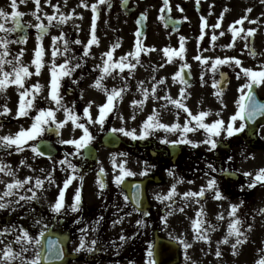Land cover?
I'll return each instance as SVG.
<instances>
[{
  "label": "flooded vegetation",
  "instance_id": "obj_1",
  "mask_svg": "<svg viewBox=\"0 0 264 264\" xmlns=\"http://www.w3.org/2000/svg\"><path fill=\"white\" fill-rule=\"evenodd\" d=\"M85 2L89 7H84L81 0H50V3L47 0H40V8L41 6L46 9L57 8L54 5H58V8L65 9L66 16L69 18L65 22L64 28L62 30L58 29L62 33L64 45L67 41L65 45L67 50L65 51V48H63L64 56L69 59L73 68L76 65L80 67L79 71L74 69L71 75L61 79L60 95L73 96L74 99L97 97V99L103 98L106 101L107 93L94 86L95 81L103 75L104 79L101 83L105 88L109 90L112 88L124 89L122 99L130 98L134 96L133 94L143 95L142 90L147 89V99H149L151 105L157 108L164 107L165 110H177L180 116L186 119V122L189 120L187 113L183 109H177L175 105L165 99L168 96L172 99L181 98L180 90L182 88L186 90L187 95L184 103L188 108L194 110L195 113L200 110H212V115L206 117L205 122L210 123L219 118L215 115L217 112L221 113V117L225 121L229 120L232 112L237 108L236 103L231 110V102L227 97V95H230V86L235 83L234 80L230 77L227 90L223 91L222 104L215 95L217 89L214 88L213 81L221 80V72L226 69L219 65L217 70L210 75L207 73V70L211 67L210 64L203 68H206L203 73L194 71L193 66L197 61L194 57L197 55L204 57L206 53L214 55L216 51L230 50L227 47L230 40L224 31V25L228 24L232 11L236 9L232 0H199L198 4L197 0H168L169 8H165V0H106L104 4H98V18L95 20L99 43L92 45L87 50L85 45L90 38L93 18L97 15L93 13L91 5L97 3V0H85ZM35 7L37 8L36 4ZM256 7L258 6L256 5L253 8ZM161 9H164L165 19H161ZM180 9H183V11ZM145 13V37H148V39L146 38L147 41L144 46L151 50L143 51L144 58H139V61L143 62L146 72L150 74L146 75L147 77L139 87H136V65L134 69L124 68L121 70L120 68H113L109 74H104L103 61L107 59L104 53L111 50L112 45L117 41L119 47L113 51V61H119L124 56H127L130 62L135 60V57L129 56V53L134 51L136 19ZM168 17H171V19H167ZM202 17L206 19L207 26L203 28V38L201 39ZM221 17H223L222 20ZM175 20H177L179 26L176 30L173 27ZM218 22L220 27L214 28L213 25ZM254 25L261 27L259 23H254ZM54 30L55 28L48 26L47 31L38 40L43 41ZM163 30L168 31V34ZM35 32L38 36L39 29H35ZM221 32L224 34L221 35ZM213 33L217 36L215 41L212 40ZM181 37L185 38L183 41L185 49L183 57L174 55L171 60L169 57L165 59L167 56L164 54V48L172 47L179 50ZM76 41H81V43H76ZM251 41L257 52V55L252 57L256 59L264 58V52L256 48L259 40L255 34L248 38L250 46L252 45ZM73 49L78 52L79 63L76 58H71V56H74ZM158 49H161L160 55L156 53ZM234 50L235 52L240 51L239 48H234ZM167 60L172 63L168 66V71L166 66H163V63H167ZM185 62L190 65L189 68H186L189 73L185 77L188 80L187 85L182 84L179 78L175 77L176 72L180 70L181 65ZM44 70L45 67H42L39 73ZM166 71L167 74H165ZM242 80L245 84L246 78H242ZM153 88H155V93L152 91ZM240 88L241 86L238 88L239 92ZM43 89L41 88L38 93L40 97H42V93H47ZM93 90L95 93H90ZM191 124L195 127V121H191ZM239 124V120L236 121L237 127ZM89 131L94 137L93 143L98 142L105 135L94 134L92 129H89ZM259 132L260 130L257 133H249L247 126L243 131L231 137L222 132L216 138L218 141L217 147L212 150H210V145L206 143H200L198 146L186 143L165 144L162 142L164 136H170L173 140H177L181 137V131H169L168 133L162 128L151 130V133L143 139L132 140L130 143L123 141V144L116 149L121 147L127 149L118 154L127 153L128 156L131 155V151L135 152L136 148H140L141 154L148 153L150 155L148 160L149 169L144 177V179L149 180L146 186L147 196L148 190H150L151 184H155L154 182L164 183L166 192L171 191L175 186L176 190L183 191L184 194L185 184H188L187 187L192 184L190 188L188 187L190 192H199L201 188H206L210 179L214 178L223 197L216 198L213 189H207L202 197H189L184 200L182 195L179 198L170 199L166 207L161 208L159 213L157 212L159 201L155 199V201L150 202L148 197V206L144 211H138V218L135 217L136 211L129 200L124 199L126 193L111 179L108 172L110 167H113L112 155H105L100 162L98 160L92 162L87 158L84 151H80L77 155H71L75 152L76 149H74L73 152L66 153L64 159L67 158L77 166V179L73 181L72 186L79 182L78 185L81 187L79 177L83 176L81 216L78 218L77 211L73 212L70 206L68 208L64 207L66 209L58 222L65 224L64 232L69 234L83 231L82 229H76V227H86L84 230L86 231L97 222L99 225V242L96 254L100 255V259L112 256L117 262L121 258H132L133 261L138 262L137 264H149V249L153 250L155 236L161 235L175 240L179 244L178 264H226L227 260L230 263L232 255L238 256V254H232L231 245L234 244L233 241L235 242V236L229 237V243L227 244L220 243L228 234L229 225L233 221L229 212L231 205L236 204L239 205V212L241 211L244 214V218H242L243 214L240 215L241 224L239 228L247 236V239L252 230V228L249 229V225L253 226L255 223L256 253L261 256L263 248L262 222H247L246 215L248 211L257 208L258 204L262 202V197L256 193V187L248 186V176L244 175L245 172H248V159L254 157L253 155L257 150H264V131L260 133V137ZM187 137L193 141H204L207 133L204 129H197L187 133ZM69 147L72 148L70 145ZM105 150L110 151L111 149L105 148ZM125 161L123 160V163ZM210 165L211 167H209ZM101 168L105 170L106 179L104 181L106 187L101 190L97 189L95 191L92 189L89 191L90 184L84 182V178L92 169L94 174L97 175ZM170 169L174 171L173 175L169 174ZM221 169H224V171H221ZM129 178L131 177L129 176ZM72 186L70 189H72ZM0 191L2 192V190ZM33 191L37 197V191L34 189ZM3 193L0 196H3ZM120 199L125 203L121 208ZM31 200L29 204L33 206L34 214L30 216V219L27 217L24 220L21 217L20 220L17 219L15 222H37L39 218L36 212L38 203L36 199ZM4 201L7 202V197H4ZM179 204L182 206L185 204L186 209L191 207L190 212L184 214L183 208H181L182 210L177 208ZM7 208L0 209V222H4L5 225L12 222L7 215ZM202 210L204 215L201 218L204 223L201 226V231L207 229L206 235L209 237L207 240L196 239L198 233L193 228V221L198 218L197 213ZM188 215L192 218L187 217ZM162 216L167 218L166 222L165 217ZM119 217H125V220ZM57 218V215L54 214L53 222H56ZM138 221H143V223H138ZM109 222H128L130 230L124 232L123 229L120 236L115 235ZM116 236H119V238L117 239ZM122 236L125 239H121ZM187 239L196 240V245L185 250L181 241H187ZM246 242L238 245L237 250L246 251ZM218 246L222 252L221 257L215 255Z\"/></svg>",
  "mask_w": 264,
  "mask_h": 264
},
{
  "label": "rangeland",
  "instance_id": "obj_2",
  "mask_svg": "<svg viewBox=\"0 0 264 264\" xmlns=\"http://www.w3.org/2000/svg\"><path fill=\"white\" fill-rule=\"evenodd\" d=\"M35 0H24V2H21V0H17L18 3V8L13 9L11 6L12 0H0V9H4L6 12L11 13L13 11L19 10L20 12L24 13L23 15V20L26 24H28L31 28V34L28 37V39L25 42H19L18 37L19 35L16 34L15 32H7L5 33L3 30H0V37H6L10 43L7 45V56L6 59L8 60H13V63H16L15 57L23 52V55L20 57V61L23 62L25 65H28L29 71L33 73V75L27 77L25 81L30 78L29 82L25 84L26 88H30L29 85L33 86L36 84H40L43 87H45L47 93H42V97L40 98L39 101L41 100L42 105L47 108L51 107L54 110L56 109V104L54 101L51 100V98L48 96L50 92V80H51V67H49V70L46 68L41 74H36V69L35 65L33 64V69H32V60L34 59L35 56V49L39 46H43L44 48V61L45 65L50 64L52 66L53 63L56 65L64 64L65 61L68 62L67 66L72 67L71 62L69 59L64 56V51L63 48H65V45L63 43V38H62V33L59 30H62L65 26V22L60 21L59 17L61 15H67L65 13L64 8H43L41 6L39 11H36V7L34 4ZM233 5L235 4L236 9L232 11L230 18L228 19V24L224 25V31L227 35V38L230 40V44H232V47H229L230 50L227 51L226 49L221 51H216V54L211 55V54H204V57H207L208 60L205 63L204 61H195V64L193 66L194 71H198L199 73H203L207 64H212L213 61L215 60L216 57L224 58L226 56H234L239 58L242 61V66L243 67H251L254 69H258L261 64H264V58H254L251 55H249V52L247 48H245V44H248V39L245 40L243 39V36L246 34V30L248 28H255L257 31L255 32V35L258 37L259 43L256 45V48L259 51L264 52V3L261 2V0H232ZM258 6L256 8H253L254 6ZM242 6V7H241ZM251 9L250 12L246 11L247 9ZM36 12V15H33V12ZM40 12V19L37 20L38 13ZM53 15L56 17L55 20L49 24L48 21V16ZM247 17V19L244 21L243 25H235L237 28H243L245 32H242L240 36H237L235 40H233V34L230 30V25H233L235 21L239 20L241 17ZM220 20V19H219ZM218 20V21H219ZM255 23H259V26L254 25ZM0 22L5 23L6 28H12V20L11 17L9 16L7 22L3 20V18H0ZM43 22L46 25H50L51 28H55V30L52 32L50 36L45 38L43 41H38L37 40V35L35 32L34 25L37 23ZM59 29V30H58ZM137 31V27H136ZM134 32V50H135V33ZM165 33L168 34V31L163 30ZM56 37H61L60 39H56ZM148 39V37H146ZM144 38L142 40L143 45L146 43L147 39ZM249 38V37H248ZM53 48L57 49V54L53 56ZM234 48L240 49L237 52H235ZM174 49V48H170ZM4 51L3 46H0V52ZM161 49H158L156 53L160 55ZM157 55V57H158ZM174 56V55H173ZM141 58L143 59L144 56L141 55ZM165 57V59H167ZM135 63L137 71L135 74L136 78V87H139L142 81L145 80L146 75H149V72H146L145 67L143 62L139 61V63H136V58L132 62ZM172 63L167 60V63L164 62L163 66H166V70L168 71V66H170ZM223 68H225L227 71H229L232 80H234L235 83L230 87V95H227L230 99V106L231 110L232 107L236 104V101L239 99L240 92L238 88L242 86L243 80L242 78H246L243 75L237 77V72H241V66H236L234 63L230 64H224L222 65ZM12 65L6 64L5 65V70L11 71ZM73 68V67H72ZM218 68V67H217ZM165 72L167 74L168 72ZM208 74H213L214 71L210 67L209 70H207ZM65 78V76H64ZM90 93L94 94L95 91H91ZM259 93L261 96H264V85L259 86ZM3 98H2V96ZM134 96L130 98H124L115 101L116 106L114 107V111L111 115H109L108 119L105 120V123L103 126L101 125H95L93 124L96 129H93L94 134L96 132L98 133H104L107 131V129H112V128H120L124 127L128 130L135 129L137 132V135L143 131L142 125L143 122L148 118L149 115H151L154 111L159 113V119L161 123L164 124H173V123H180L183 125V122H186V119L183 116H180L179 112L177 110H165L164 107L157 108L154 105H151V102L149 99H145V97L142 94H133ZM48 96V97H46ZM62 96V95H61ZM0 98L2 100V105L7 104V106L12 110L10 113L7 115H0V118H2L3 123L0 124V136L4 135H9V134H15L17 131L20 130L21 127L28 128L31 126L33 120L32 117H34L37 114L38 108L35 106L30 109L29 111V116L24 117L22 120L18 121H12V122H6L7 118L10 117H15V112L18 107V101H19V91L17 90V86L15 85H9L7 88V91L3 94H0ZM63 98V103L68 107V108H73V103H74V97L73 96H62ZM145 100L143 109H140L139 105H133V101H138V100ZM122 100V101H121ZM121 101V102H120ZM1 102V101H0ZM99 102V103H98ZM101 102H105L103 98H99V100L96 98H83L81 102L77 99V103L81 104L82 106H86L88 108L89 104L91 103V108L90 110L93 112L91 113V118L95 117V119L99 115V104L101 105ZM122 103L120 107H117V103ZM47 105H46V104ZM225 107V106H224ZM226 109V108H225ZM89 110V111H90ZM238 110V107H237ZM235 109L234 112H232L231 115H233L236 111ZM193 114H195V111L191 109ZM226 111V110H225ZM75 114L79 117V114L81 112L77 111ZM57 121L64 120L66 117V113L64 112L63 109H60L59 111H56L55 113ZM81 116V115H80ZM135 116V119L132 117ZM7 117V118H6ZM80 119V118H79ZM214 121V120H213ZM238 121V120H237ZM212 122V121H211ZM78 123H81V121L78 120ZM61 129V136L60 139L68 140V139H77L79 136L83 134V129L77 128L75 124H73L72 121H68ZM170 131V130H169ZM168 131V133H169ZM180 131V130H178ZM264 131V126L261 128V132ZM117 135H119L121 138L124 140H127L128 142H131L133 139L130 136H125L123 133L115 132ZM166 136H164L165 138ZM168 140L170 139L171 141H174L170 136H167ZM41 138H45V131L38 137L35 138L34 141H29L24 148L26 151L24 152H16V149H12L15 145L8 146L6 150H0V163L7 165L14 173L15 176H11L7 174V169L4 172H0V190L2 192H5L6 190V185L7 183L15 180V179H20L24 180L28 177H31L32 179L24 185L23 188H17L14 189L12 192V195L7 196V202H10L7 208V215L10 218L12 222H15L17 219L20 220L21 217L25 218L27 216L30 219V216L34 214L33 212V206L29 204L31 202V199H20L21 196L25 197H31L33 195V189L37 191V198L36 202L37 204V209L36 212L40 216V220L42 223H38V225L34 226H28L24 229H17L16 225L12 222L6 223V225L3 226L2 229L5 227H8L9 229H13L12 231H9L5 233L3 236H0V249L4 248L5 245H7L9 242H12V247L15 251L20 252V250L24 247L28 248L27 252H23L22 256L25 259L30 260L36 253L37 248L35 247L34 241L32 242H17L16 238L18 235L21 234L22 230H27L29 234L32 236V232H40L42 230L43 226H49L51 223L55 224V228L58 230H64L65 225H60L58 220L56 222H53V216L54 214H58L52 211L50 205L55 202V199L58 195V191L60 188L63 186V181L69 176L72 175V169L69 168L67 165H61L59 161L63 160L62 156L60 153H58L56 156L52 158H43L39 155H36L33 151L32 148L30 147L31 144L37 143ZM264 138V137H263ZM50 139L52 142L54 141L51 137ZM140 139V138H137ZM57 144V142H54ZM16 148V147H15ZM23 149V150H24ZM127 148H120L117 150H110L107 151L103 148H99V154H98V161H102L105 155L110 154L112 155L113 153L118 154L122 150H126ZM141 150L139 148H136L135 152L131 151V155L129 154L128 156H120L117 155L116 159L119 163H123V160H126L125 167L130 169L135 175L134 178H142L145 177L146 174H141L145 172V168L147 166V170L149 169V163L148 160L150 159V155L147 154H141ZM141 154V155H138ZM254 157L249 158L247 162V168L248 171L253 173V177L255 175V172L259 169L264 167V150H257ZM133 162V163H131ZM53 169H55L53 171ZM43 170V171H42ZM119 168H113L112 166L108 170L111 179L115 181V176L119 174ZM52 173L54 177V183L49 184L48 180L45 179L49 173ZM147 173V172H146ZM114 174V175H113ZM77 175V172H76ZM39 177L41 180L44 181L43 187L41 189H36L35 188V179ZM129 176L125 177L128 178ZM97 179L95 178L94 170L92 169L89 174L84 178V182L90 184V190H101L99 185L97 184ZM79 182H77L75 185L69 186L67 192H66V197H65V207L68 208L73 202V195L74 192L77 188H80L78 185ZM92 184V185H91ZM119 186V185H118ZM192 186L189 185V187ZM256 193L261 195L262 197V202L258 204L257 208H254L252 211H248L246 218L247 222H262V252L261 256H258L256 253V245H257V240L255 237V223L252 226V230L250 232V236L248 237L247 241V250L246 251H238V256L232 255L230 257V263L228 260L226 261V264H258V262L264 258V211H262V208L264 209V185L262 184H257L256 185ZM97 187V188H96ZM172 191V190H171ZM0 191V194L2 193ZM170 192V191H169ZM169 192H166L165 190V184L160 183L159 185L156 184H151L150 190H148V196L150 202L155 201L157 199V196H162V197H167ZM190 192L189 189H187L188 193ZM184 196V200L189 198L186 197L183 194V191L176 190L175 193L172 195V198H179L180 196ZM159 201L157 212H160L161 208H165L167 202L170 199H157ZM125 203L120 199V208L123 206ZM233 205V204H232ZM232 205L229 210L230 212V217L232 220H235L237 218H241L240 215L243 213L237 209L235 215L231 214L232 213ZM62 209L61 213L58 214V218L62 217L64 210ZM178 209L183 208L184 214L186 212H190V208L186 209L185 204L182 206L181 204L178 205ZM195 208H197L195 206ZM189 210V211H188ZM118 211V208H117ZM77 216L80 218L81 212L80 210L77 211ZM137 218V216H135ZM165 217V216H162ZM187 217L192 218V216L188 215ZM120 219H124L122 217H119ZM196 218V217H194ZM242 218H244V214L242 215ZM125 220V219H124ZM2 223V222H0ZM112 232L115 235H121L122 230L124 229L125 231H129L130 226L128 222H109ZM39 227V228H38ZM98 228L99 225L95 224L93 227L88 228L86 231H83L78 234H73V239L72 243L70 245V249L78 254H80V258L71 262L70 264H137V261H133L132 258L128 259H123L121 258L119 261L116 262V260L112 257L109 256V258H102L98 259L100 255L96 254V250L98 247V240H97V235H98ZM0 227V230H2ZM44 229V228H43ZM169 233V232H168ZM83 236L85 240L86 247L80 251H75L81 243V237ZM119 236H116L118 239ZM33 237V236H32ZM115 238V237H113ZM95 240L96 243L95 245H92V241ZM187 243L191 246L196 245V240L194 239H187ZM233 243H235L233 241ZM88 247H92L93 250L91 252L87 251ZM233 254V253H232ZM89 256H92V259L89 260L87 259ZM211 261V259H209ZM11 264H21L20 259H17ZM210 264V263H209ZM213 264V263H211Z\"/></svg>",
  "mask_w": 264,
  "mask_h": 264
},
{
  "label": "snow or ice",
  "instance_id": "obj_3",
  "mask_svg": "<svg viewBox=\"0 0 264 264\" xmlns=\"http://www.w3.org/2000/svg\"><path fill=\"white\" fill-rule=\"evenodd\" d=\"M21 2H24V0H21ZM47 2L50 3V0H47ZM106 0H97V3H94L91 5V9L93 13H96L97 15L93 18V23L91 25V33L90 38L87 41V44L85 45L86 50L90 48L92 45L99 43L98 37L96 35V24L95 20L98 18V4H104ZM262 3H264V0H261ZM199 3V0H197V4ZM35 4L37 6L36 11L40 10V0H35ZM81 4L84 7H89V5L85 2V0H81ZM11 6L13 9L18 8L17 0H12ZM54 7H57L58 5H54ZM170 5L168 3V0H165V8H169ZM183 11V9H180ZM227 11V9H225ZM246 11L250 12L251 9H247ZM164 9H161V19H165L163 15ZM33 15H36V12L34 11L32 13ZM24 13L20 12L19 10L13 11L11 13L6 12L4 9H0V18H3L5 22H7L9 16L11 17V20L13 21L14 26L12 28H6L5 23L0 22V30H3L5 33L7 32H14L18 28L21 27V20L20 17H22ZM37 20L40 19L39 16L36 17ZM69 17L65 15H61L59 17L60 21L66 22ZM146 18V13L142 14L138 23L142 24L144 19ZM56 17L53 15L48 16L49 24L53 20H55ZM167 19H171V17H168ZM221 20L223 17L220 18ZM247 19V17H241L239 20L235 21L233 25H230V30L233 34V40L237 36H240L242 32H245V30L241 28H237L235 25H243L244 21ZM255 23V21H253ZM207 26V21L205 18L202 17V35L201 39L203 38V28ZM37 29H39L38 33V39L42 38L43 34L47 31L48 25L44 24L43 22L37 23L34 25ZM214 28H219L220 23L213 25ZM257 30L255 28H248L246 30V34L243 36V39L247 40L249 36H253ZM221 35L224 33L221 32ZM135 50L133 52L129 53V56H133L136 58V63H139V56L141 54V51H149L148 47H145L142 43V40L144 38V32L142 29H137L135 33ZM61 37H56V39H60ZM26 39V38H25ZM181 44L179 50L177 49H170V48H164V54L169 57L171 60L172 56H180L183 57L185 49H184V37H181ZM217 39V36L215 33L212 35V40L215 41ZM10 43V41L7 40L6 37H0V46H3L4 51L0 52V94H3L7 91V88L9 85H15L17 86V90L19 91V101H18V107L15 112V115L17 117H27L29 116V111L32 109L34 105V100L36 99V95L39 93L40 89L43 87L40 84L33 85L31 88L24 87L25 85V79L31 75H33L32 72L29 71V67L25 65L23 62L20 61V57L23 55V52L18 54L14 59L16 63H13V60L6 59L7 56V45ZM76 43H81V41H76ZM67 44V41H65V45ZM232 44L227 45V47H232ZM119 47V42L117 41L115 44L112 45V49L105 52L104 56L107 57L103 61V73L109 74L110 71L113 68H120L123 70L124 68H135V63H132L128 60L127 56L121 57L119 61H113V51L115 48ZM245 48L249 50V55L256 56L257 52L254 47H251L249 44H245ZM67 48H65V51ZM44 48L43 46H39L35 49V56L32 60V63L35 65L36 74H39L41 68L43 67V57H44ZM53 56L57 54V49L53 48ZM197 61H204L207 62V57H202L200 55H197L194 57ZM234 63L236 66H241V72H237V77L243 75L246 77V83L243 84L240 88V96L239 99L236 101L238 110L229 118L228 121H225L221 117V113L217 112L215 115L219 118L215 119L214 121L208 123L205 122V118L212 115V110H200L198 113L193 114L190 108L184 103V99H186V90L181 89L180 90V97L178 99H172L170 96L165 97L166 100H168L171 104L175 105L177 109H183L189 118L188 122L181 125L180 123H173L171 125L164 124L160 122L159 119V113L153 112L151 115L148 116V118L143 122L142 128L143 131L137 135V132L135 129L128 130L124 127L120 128H112V132H119L123 133L125 136H130L132 139L137 138H145L153 129H165L166 131H181V137L177 140L170 141L167 139V137L163 138L162 142L165 144H171V145H177V144H190L192 146H198L200 143H206L210 145V150L215 149L217 147V139L222 132H225L227 136L231 137L235 135L236 133H239L244 130L246 124L244 121L246 120H252L255 119L256 115L258 113H264V102H261L257 99L256 91L255 89L258 88L260 85H264V64H261L258 69H254L251 67H243L242 61L234 56H226L224 58L216 57L213 63L211 64L212 70L215 72L217 70V67L219 65L224 64H230ZM9 64L12 65L11 71L5 70V65ZM68 62L65 61L64 64L56 65L55 63L51 66V80H50V92L49 96L52 101L56 104V109L53 108H40L37 110V114L32 117V124L28 128L21 127L19 131H17L15 134H9L0 136V147H8L15 145L17 147V151H23V147L29 142L34 141L36 137L40 136L45 130H53V131H59L60 128H62L69 120L75 124L77 128L83 129V134L79 136L77 139H68L64 140L61 139L59 142L61 144H73L76 147V150L74 153H71V155H77L80 153L81 149L87 148L93 141L94 137L92 133L89 131V128L85 126L83 123H78L79 117L75 114L74 108H68L62 101L63 98L60 95V81L64 76L71 75L72 71H74V68L67 66ZM76 67H79V65H76ZM162 67V65H161ZM190 65H188L186 62L181 65V68L178 72H176L175 77L179 78L180 82L184 85L188 84V80L184 76V69L189 68ZM104 79V76L102 75L99 79L95 81V87L101 89L102 91H105L107 93L106 101L99 105V115L96 118V121L93 122H99L101 126L105 123V120L109 113H111L115 107V101L118 99H122V92L124 89H116L112 88L111 90L105 88V86L101 83V81ZM222 81H223V73H221V80H214L213 86L217 89L215 95L218 100L223 104V88H222ZM142 83V82H141ZM143 95L145 99L148 96V90L143 89ZM153 93H155V88L152 89ZM31 97V98H29ZM145 100H138L133 101V105H139L140 109H143ZM226 106V105H225ZM90 108L91 103L89 104L88 108H85L84 114L86 116L90 115ZM60 109H63L66 113V117L64 120L57 121L56 118V111H59ZM12 110L7 106V104L0 105V115H6L10 113ZM135 119V116L132 117ZM239 120L241 123L239 126H236V121ZM191 121H195V127L192 126ZM197 129H204L207 133V137L204 141H193L187 137V133L195 131ZM32 148V151L39 156H44L46 153L44 151H41L40 145L33 143L30 145ZM117 155L120 156H127V153H120L112 154V163L114 168H119V174L115 176V182L117 184L123 183L125 177L135 175L130 169L125 167V163H118L116 157ZM49 158H51L49 156ZM61 165H67L69 168L72 169V175H69L64 181L62 188L59 189L58 195L55 199V202L50 205L51 209L55 213H60L62 209L65 207V197L66 192L69 188V186L73 183L74 180L77 179L76 172H77V166L72 164L70 160L67 158L59 161ZM211 167V165L209 166ZM7 169V174L11 176H15V173L7 166L2 163H0V172H4ZM55 169H53L54 171ZM43 171V170H42ZM104 169H100V175H104ZM221 171H224V169H221ZM147 172V166L145 168V172L141 174H146ZM169 174L173 175L174 171L169 170ZM244 175L253 177V173L251 172H245ZM32 178L28 177L24 180L15 179L6 185V190L3 193V196H0V209H4L8 207L10 202H5L4 197L12 195V192L14 189L17 188H23L26 183H28ZM48 180L49 184L54 183V177L52 173L50 172L49 175L45 178ZM79 180L81 182V187L77 188L73 195V202L70 205L71 210L73 212L79 211L81 202H82V184H83V176L79 177ZM44 181L41 180L39 177L35 179V188L41 189L43 187ZM98 184L100 189H104L106 187L105 181L103 179L98 180ZM257 184L264 185V167L259 168L256 172L254 177L251 180V183L248 185L249 187H255ZM137 189H139V185L135 186ZM207 189H213L215 197L216 198H223L222 193L218 190V185L216 180L210 179L207 183L206 188H201L199 192H188L184 195L186 197H202L205 194V191ZM175 193V186H173L172 191L169 192L167 197L157 196V199H171L172 195ZM133 195L137 196V204L139 203L138 199V192H134ZM36 194L33 192V195L31 197H25L21 196L20 199H36ZM124 199L127 201L129 197L125 195ZM239 208V205L233 204L232 205V213L235 215L237 209ZM182 210V209H181ZM204 215L203 210L199 213H197V219L193 221V228L198 233L196 239L198 240H207L209 237L206 235L207 229H204L201 231V226L203 225L204 221L201 218ZM102 219V218H101ZM167 218L165 217V222ZM37 223H40V221H37ZM138 223H143V221H138ZM241 224V221L239 218L235 219L230 223L229 225V231L228 234L225 236L224 240L220 243L227 244L229 243V237L235 236V243L231 245L233 254H238L237 246L245 243L247 241V236L241 232L239 225ZM43 228H46V226L42 227V230L39 233V238L32 237L27 230H22L21 234L17 236L16 241L17 242H32L34 241L35 246L39 248L41 244V240L44 237L45 233ZM252 228V225H249V229ZM13 229H9L5 227L4 229L0 230V236H3L5 233L12 231ZM121 239H125V237H121ZM175 239V237H174ZM57 242L55 241H48V253L53 252V247ZM92 245H95L96 241L93 240ZM181 243L184 244L185 250H187L190 245L187 243V241H181ZM86 247L85 240L83 236L81 237V243L75 251H80ZM93 250L92 247H88L87 251L91 252ZM28 248L24 247L20 250V252H17L12 247V242H9L7 245L4 246V248L0 249V264H11V262L20 259L21 264H40L42 258L41 251H36L35 255L30 259H25L22 256L23 252H27ZM149 255V264H156V261L152 258L154 253L152 249H149L148 252ZM215 255L217 257L222 256V252L219 249V246L217 247V250L215 252ZM63 256V248H59L55 253L56 259H61ZM190 259V257H188ZM258 264H264V258H262Z\"/></svg>",
  "mask_w": 264,
  "mask_h": 264
},
{
  "label": "water",
  "instance_id": "obj_4",
  "mask_svg": "<svg viewBox=\"0 0 264 264\" xmlns=\"http://www.w3.org/2000/svg\"><path fill=\"white\" fill-rule=\"evenodd\" d=\"M21 20V19H20ZM142 26V25H140ZM17 30L21 31L22 34L25 36L27 35V32L25 30V27L21 23V27L18 28ZM144 32V27L142 28ZM228 80H223V86L222 88H225L227 85ZM256 91V90H255ZM257 99L261 102H264V100H261L256 92ZM247 124L249 125L250 128V133L253 131H257L259 126L264 124V113H258L255 117V119L252 120H246ZM51 133H53L55 136H58L59 131H53L49 130ZM107 144L109 145H117L118 139L109 136L106 140ZM41 151H44L46 154L45 155H50L54 153V150L50 149L49 146H47L44 142L39 143ZM139 185V189H137L135 186ZM126 190L127 193L132 201V203L137 207V208H144L145 207V182H127L126 185ZM134 192H138V199L139 203L137 204V196L133 195ZM69 237L67 235H61L57 233H53L51 231L45 232L44 237L42 238V251L41 255L42 264H67L71 259L75 258V255H69L67 253V241ZM55 241L57 242L54 247H53V252L50 254L48 253V241ZM63 248V256L61 259H56L55 258V253L59 248ZM177 251H178V246L176 243L172 241H168L165 239H158L156 241L155 245V257L156 261L158 264H175L177 261Z\"/></svg>",
  "mask_w": 264,
  "mask_h": 264
}]
</instances>
